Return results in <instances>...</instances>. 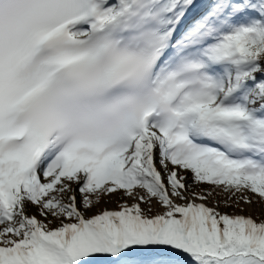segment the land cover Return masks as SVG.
<instances>
[{
	"label": "snow or ice",
	"instance_id": "obj_1",
	"mask_svg": "<svg viewBox=\"0 0 264 264\" xmlns=\"http://www.w3.org/2000/svg\"><path fill=\"white\" fill-rule=\"evenodd\" d=\"M215 189L264 209V0H0V264H264Z\"/></svg>",
	"mask_w": 264,
	"mask_h": 264
},
{
	"label": "rangeland",
	"instance_id": "obj_2",
	"mask_svg": "<svg viewBox=\"0 0 264 264\" xmlns=\"http://www.w3.org/2000/svg\"><path fill=\"white\" fill-rule=\"evenodd\" d=\"M188 179H191V174L188 173ZM191 183V182H190ZM209 185L207 184H201L199 186L197 185H193V187L189 190V191H199L202 189H206ZM73 187H76L75 185ZM216 193H219V195L215 194L213 196H210L208 198L207 201H205L207 203L208 206L210 207H215L218 206V210L223 212H227L229 214H238V215H251L254 218H256L258 221L264 217V209L261 208V205L257 202H255V198H254V202L251 204H246L243 203L242 201L240 202V204L237 206L235 204V198H233V203L232 206L229 207H225L224 205V200L227 197L226 193L221 192L220 189H215ZM79 195V194H78ZM244 195H251L250 193H244ZM123 197V193L118 192L116 194H113L111 196H106L102 199V201L100 202L99 205L96 206V208L93 209V211H97V210H103L105 208L109 209V210H116V201L120 200V202H122V198ZM123 199H127L128 203H132L131 199H128L127 197H123ZM178 202H183V201H178ZM199 202V201H198ZM217 202H219V204L217 205ZM155 204V202H154ZM142 207H147V205H142ZM163 211V209L159 206V205H155L153 212L151 214H156L158 212ZM34 212L29 211V214H32ZM148 254H152V253H141V256L146 258L148 257Z\"/></svg>",
	"mask_w": 264,
	"mask_h": 264
},
{
	"label": "trees",
	"instance_id": "obj_3",
	"mask_svg": "<svg viewBox=\"0 0 264 264\" xmlns=\"http://www.w3.org/2000/svg\"><path fill=\"white\" fill-rule=\"evenodd\" d=\"M191 182V179H189V183ZM211 186L209 185L206 189H209ZM200 191V190H199ZM216 194V191L214 192V194L213 195H215ZM212 195V196H213ZM116 208H118V204L120 203V200H117L116 202ZM29 211H31V212H35L36 211V209L34 208V207H32V206H29L28 207V212Z\"/></svg>",
	"mask_w": 264,
	"mask_h": 264
}]
</instances>
